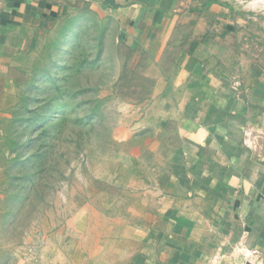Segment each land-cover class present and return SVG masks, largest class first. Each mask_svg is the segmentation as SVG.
<instances>
[{
  "label": "crops",
  "instance_id": "0c3cea01",
  "mask_svg": "<svg viewBox=\"0 0 264 264\" xmlns=\"http://www.w3.org/2000/svg\"><path fill=\"white\" fill-rule=\"evenodd\" d=\"M81 11L117 24L148 82L131 179L13 262L264 264V2L0 0V125L21 64Z\"/></svg>",
  "mask_w": 264,
  "mask_h": 264
},
{
  "label": "rangeland",
  "instance_id": "374dc122",
  "mask_svg": "<svg viewBox=\"0 0 264 264\" xmlns=\"http://www.w3.org/2000/svg\"><path fill=\"white\" fill-rule=\"evenodd\" d=\"M118 29L81 11L17 70L0 125L1 262L15 264V253L35 263L42 236L65 229L86 203L116 195V176L129 184L132 133L145 119L137 111H146L132 100L149 87L142 69L127 67Z\"/></svg>",
  "mask_w": 264,
  "mask_h": 264
},
{
  "label": "built area",
  "instance_id": "2783aa9c",
  "mask_svg": "<svg viewBox=\"0 0 264 264\" xmlns=\"http://www.w3.org/2000/svg\"><path fill=\"white\" fill-rule=\"evenodd\" d=\"M243 251H244V250H243ZM244 253H245V254H243V255H244V257H245V258H248V259H250V260H251V258L253 257V256H252L253 254H252V253H250V252H246V251H245ZM241 254H242V253H241Z\"/></svg>",
  "mask_w": 264,
  "mask_h": 264
},
{
  "label": "trees",
  "instance_id": "16d2710c",
  "mask_svg": "<svg viewBox=\"0 0 264 264\" xmlns=\"http://www.w3.org/2000/svg\"><path fill=\"white\" fill-rule=\"evenodd\" d=\"M131 59H132V58H131ZM130 62H131V61H130ZM130 62H129V64H128V66H127L128 68L130 67Z\"/></svg>",
  "mask_w": 264,
  "mask_h": 264
},
{
  "label": "clouds",
  "instance_id": "9594fccd",
  "mask_svg": "<svg viewBox=\"0 0 264 264\" xmlns=\"http://www.w3.org/2000/svg\"><path fill=\"white\" fill-rule=\"evenodd\" d=\"M262 2H264V0H262Z\"/></svg>",
  "mask_w": 264,
  "mask_h": 264
}]
</instances>
